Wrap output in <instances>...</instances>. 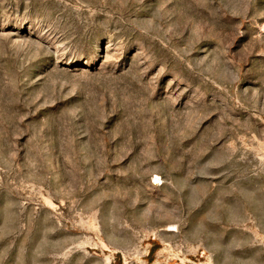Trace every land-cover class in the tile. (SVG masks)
I'll return each instance as SVG.
<instances>
[{
    "label": "rangeland",
    "instance_id": "1",
    "mask_svg": "<svg viewBox=\"0 0 264 264\" xmlns=\"http://www.w3.org/2000/svg\"><path fill=\"white\" fill-rule=\"evenodd\" d=\"M0 264H264V0H0Z\"/></svg>",
    "mask_w": 264,
    "mask_h": 264
}]
</instances>
